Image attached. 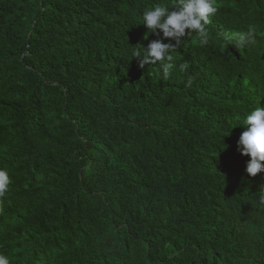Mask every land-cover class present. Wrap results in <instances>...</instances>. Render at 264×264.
I'll list each match as a JSON object with an SVG mask.
<instances>
[{
    "label": "trees",
    "instance_id": "obj_1",
    "mask_svg": "<svg viewBox=\"0 0 264 264\" xmlns=\"http://www.w3.org/2000/svg\"><path fill=\"white\" fill-rule=\"evenodd\" d=\"M156 3L173 0H0L10 264H264V172L237 147L264 106V0H217L167 80L130 55L163 39L135 24Z\"/></svg>",
    "mask_w": 264,
    "mask_h": 264
},
{
    "label": "clouds",
    "instance_id": "obj_2",
    "mask_svg": "<svg viewBox=\"0 0 264 264\" xmlns=\"http://www.w3.org/2000/svg\"><path fill=\"white\" fill-rule=\"evenodd\" d=\"M170 8L176 10L170 11ZM217 12V0H173L171 5L156 3L144 9L140 21L135 24L144 25L150 34H155L157 37L162 33L163 39L152 40L146 47L142 44L130 46V55L139 61L141 68L158 64L162 79L167 80L173 68V50H177L184 43L186 34L188 36L195 34L200 45L206 46L209 43L207 26L211 23V17ZM164 40L175 41V44L164 43ZM225 40L239 47H247L255 43L251 28L246 32L228 34ZM188 67V63L184 62L179 65V71L185 72ZM192 84L193 80L190 77L185 86L190 88ZM240 126L244 131L237 142L238 151L243 156L251 158L247 163L246 173L256 177L264 172V106L252 108ZM9 185V171L0 167V197L8 192ZM259 199L264 203V186L259 190ZM0 264H10L9 257L0 253Z\"/></svg>",
    "mask_w": 264,
    "mask_h": 264
}]
</instances>
